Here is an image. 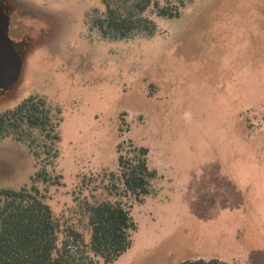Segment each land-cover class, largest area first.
<instances>
[{
  "label": "rangeland",
  "instance_id": "1",
  "mask_svg": "<svg viewBox=\"0 0 264 264\" xmlns=\"http://www.w3.org/2000/svg\"><path fill=\"white\" fill-rule=\"evenodd\" d=\"M102 2L1 0L10 38L30 52L18 83L0 91V114L45 98L60 155L48 161L29 128L37 168L16 136L0 140V189H21L45 165L63 175L46 194L55 217L77 224L81 190L121 199L103 176L132 140L149 148L157 176L142 203L123 198L137 229L112 264H264V0H190L178 18L153 16V35L125 40L93 26Z\"/></svg>",
  "mask_w": 264,
  "mask_h": 264
},
{
  "label": "trees",
  "instance_id": "2",
  "mask_svg": "<svg viewBox=\"0 0 264 264\" xmlns=\"http://www.w3.org/2000/svg\"><path fill=\"white\" fill-rule=\"evenodd\" d=\"M188 1L103 0L105 12L103 16L95 17L92 24L104 37L115 40L130 39L139 34L153 35L157 30L153 16L178 18ZM58 121L45 98L30 96L0 114V140L16 136L17 142L30 149L37 168L41 153L36 151L33 142L27 140L24 131L29 128L41 133L43 142L40 147L50 161L60 155V135L56 131ZM149 153L147 146H138L132 140L119 144L118 169L103 176L102 188L109 196L121 199L98 200L94 196L90 199L81 190L74 197L78 223L66 228H62L60 220L55 217L46 195L49 185H62L60 179L63 175L52 176L44 165L21 189H0V264L116 262L131 248L132 232L137 229L130 209L122 200L127 198L142 203L150 195L152 181L157 176L156 169L149 165ZM87 181L82 180L83 188L87 187ZM40 183L45 188L42 189ZM175 264L227 263L196 258Z\"/></svg>",
  "mask_w": 264,
  "mask_h": 264
},
{
  "label": "water",
  "instance_id": "3",
  "mask_svg": "<svg viewBox=\"0 0 264 264\" xmlns=\"http://www.w3.org/2000/svg\"><path fill=\"white\" fill-rule=\"evenodd\" d=\"M9 28V12L0 3V91H7L18 83L30 52L28 46L10 38Z\"/></svg>",
  "mask_w": 264,
  "mask_h": 264
}]
</instances>
